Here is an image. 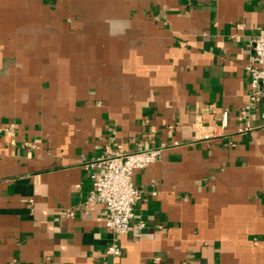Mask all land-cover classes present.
<instances>
[{"label": "crops", "instance_id": "1", "mask_svg": "<svg viewBox=\"0 0 264 264\" xmlns=\"http://www.w3.org/2000/svg\"><path fill=\"white\" fill-rule=\"evenodd\" d=\"M262 31L264 0H0V264H264ZM118 144L163 153L138 239L87 203Z\"/></svg>", "mask_w": 264, "mask_h": 264}, {"label": "built area", "instance_id": "2", "mask_svg": "<svg viewBox=\"0 0 264 264\" xmlns=\"http://www.w3.org/2000/svg\"><path fill=\"white\" fill-rule=\"evenodd\" d=\"M253 55L246 69L250 76V101H259L264 98V31L258 34L252 43ZM248 106L243 110L244 116L248 113ZM264 123V115L262 116ZM228 113H224V125L227 124ZM245 130H252L249 123ZM162 149L138 147L127 151L124 145L116 147L106 146L104 153L91 160H83V166L89 171L93 186L87 197L90 206L102 205L105 210V226L114 235L131 233L135 239L141 237L146 225L135 219V206L141 198L134 182L133 175L137 170L149 167L162 158ZM107 252L113 256L122 254L117 241L112 242Z\"/></svg>", "mask_w": 264, "mask_h": 264}]
</instances>
